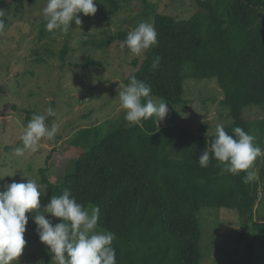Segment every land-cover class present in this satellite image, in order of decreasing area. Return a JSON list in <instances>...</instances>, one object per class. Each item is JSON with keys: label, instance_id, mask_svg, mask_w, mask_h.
Masks as SVG:
<instances>
[{"label": "trees", "instance_id": "obj_1", "mask_svg": "<svg viewBox=\"0 0 264 264\" xmlns=\"http://www.w3.org/2000/svg\"><path fill=\"white\" fill-rule=\"evenodd\" d=\"M97 1L108 10L99 11V16L109 20L130 2ZM143 2L142 16L154 26L158 43L142 56L133 55L132 72L125 83L135 76L151 87L153 98L171 105L172 113L167 117L170 124L165 125L164 120L161 124L153 116L138 124L122 122L106 134L107 125L113 122L80 130L72 141L73 147L82 149L74 161L75 169L53 182L48 177L49 156L40 170L42 183L47 185L43 206L68 189L86 208L98 207V228L116 236L113 247L117 264H203L199 218L203 208L236 211L243 226H264L256 221L263 199L264 156L254 161L250 170L255 176L247 184L243 182L245 173L223 172L215 159L208 167H201L199 156L210 149L215 133L208 134L207 125L197 129L198 114L186 117V108L194 99H185V87L189 80L216 83L224 95L221 104L231 117L226 126L229 115L221 105L219 123L230 135L235 127H241L264 149V118L248 116L264 108V0H196V12L183 19L158 11L150 0ZM0 19L8 27L4 13ZM98 23L103 24V18H98ZM45 25L44 19L38 40L55 42L61 35L66 37L61 52L65 61L73 37L71 29L67 33L49 32ZM128 33L126 29L116 33L107 29L104 39L85 41L83 46L102 51L122 44ZM46 52L55 55L50 49ZM155 56L161 57V63L153 71L150 64ZM92 65L103 64L90 56L85 67ZM192 86L195 84L190 83L189 88ZM206 100L201 101L205 107ZM177 107H185L181 119L174 118ZM3 180L0 176L2 189ZM51 221L53 225L61 222L58 218ZM28 225L36 226L33 222ZM50 262L49 255L45 264ZM243 264L259 263L249 253Z\"/></svg>", "mask_w": 264, "mask_h": 264}, {"label": "rangeland", "instance_id": "obj_2", "mask_svg": "<svg viewBox=\"0 0 264 264\" xmlns=\"http://www.w3.org/2000/svg\"><path fill=\"white\" fill-rule=\"evenodd\" d=\"M150 2L158 11L182 16L181 19L191 17L198 9L196 0ZM46 3L47 0H35L33 3L29 0H0V11L10 22L6 31L0 32V176L5 186L13 182L27 183V179L35 180L43 194L47 191V185L42 183L40 170L45 168L49 156L48 177L51 181L56 182L67 171L75 169L74 161L82 149L73 147L72 141L80 130L113 122L107 125L103 133L106 134L109 130L119 128L122 122L132 124L124 118L125 110L120 107L117 90L119 84L126 85L125 80L132 72L129 67L134 54L128 52L122 44L115 43L99 51L91 46L85 47L83 43L104 39V31L107 29L112 33L122 29L130 32L141 22L152 24L142 16L145 5L143 0L124 3L112 20L104 15L99 16V11L108 10L96 0L97 12L94 16L80 13L81 25L72 23L70 33L73 37L69 42V53L63 61L61 52L65 49L66 37L61 35L55 42L38 40L44 22L42 9ZM97 17L103 18L104 23H98ZM106 23L110 26H106ZM47 49L55 55L50 56ZM90 56L103 65L85 67ZM40 59L45 62L38 63ZM190 83L195 86L189 88ZM184 96L185 99H194L186 108V117L198 114L197 129L207 125L208 134L215 133L216 126L220 124L218 109L221 105L229 115L226 126L230 124V112L221 104L224 95L216 83L189 80ZM206 99L209 102L205 107L201 101ZM49 106L55 109L56 116L49 117L46 123L50 126L53 121L56 122L59 127L57 136L52 141L42 139L35 153L15 155L14 150L23 147L20 137L27 123L34 114H46ZM168 109L165 125L170 124L167 117L172 113V106L169 104ZM184 113L185 107H177L173 115L181 119ZM248 116L249 119H263L264 108L255 109ZM156 119L159 120V117ZM162 121L158 122L164 124ZM181 121L183 123L184 120ZM0 190L3 189L0 187ZM262 198L256 221L264 225L263 189ZM34 215L28 214L29 222L34 223ZM47 218L55 220L51 216ZM199 218L203 232V264H243L244 257L249 253L254 255L259 264L264 263V226H243L239 214L227 209L205 207L200 211ZM25 240L26 247L19 264H45L49 250L40 242L36 226L27 225ZM211 250H214L212 254Z\"/></svg>", "mask_w": 264, "mask_h": 264}, {"label": "clouds", "instance_id": "obj_3", "mask_svg": "<svg viewBox=\"0 0 264 264\" xmlns=\"http://www.w3.org/2000/svg\"><path fill=\"white\" fill-rule=\"evenodd\" d=\"M96 12V0H47L42 9L46 30L63 33L72 29L73 22L77 26L81 25L80 13L94 16ZM6 28V22L0 19V32ZM157 43L154 26L141 22L127 34L122 46L126 45L132 54L140 56ZM160 63L161 57H153L150 70L158 69ZM117 91L126 121L138 124L153 116L159 117V121L166 118L168 104L153 98L151 87L135 76L130 77L127 85L119 84ZM55 116L56 111L51 106L46 109V114H34L20 137L23 147H17L15 155L35 153L42 139L54 140L59 127L55 121L50 126L46 121ZM233 133L228 134L224 124H218L210 149L207 147L203 151L198 163L206 168L215 159L218 166H222L223 172L232 175L245 173L243 182L247 184L254 179L255 173L250 169L258 157L264 156V149L255 143L253 135L241 127H235ZM39 189L35 180L27 179V183L13 182L0 190V264H19L26 247L29 213H35L33 219L36 232L40 242L49 250L51 264H117L113 247L116 236L111 231L98 229V207L86 208L77 202L70 190L65 189L62 195L52 196L50 202L42 208L41 197L44 194ZM48 216L58 218L61 222L53 225Z\"/></svg>", "mask_w": 264, "mask_h": 264}]
</instances>
